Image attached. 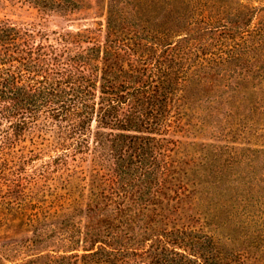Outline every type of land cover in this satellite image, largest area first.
Returning <instances> with one entry per match:
<instances>
[{"label":"trees","instance_id":"trees-1","mask_svg":"<svg viewBox=\"0 0 264 264\" xmlns=\"http://www.w3.org/2000/svg\"><path fill=\"white\" fill-rule=\"evenodd\" d=\"M7 9L0 264H264V0Z\"/></svg>","mask_w":264,"mask_h":264},{"label":"rangeland","instance_id":"rangeland-1","mask_svg":"<svg viewBox=\"0 0 264 264\" xmlns=\"http://www.w3.org/2000/svg\"><path fill=\"white\" fill-rule=\"evenodd\" d=\"M4 14L8 15L11 19L14 20H22V21H28L33 18L34 13H31L29 11H25L24 9H19L15 11H10V10H0V17H3ZM51 27H54V25H50ZM11 228L4 230H0V236L8 235L11 233Z\"/></svg>","mask_w":264,"mask_h":264}]
</instances>
